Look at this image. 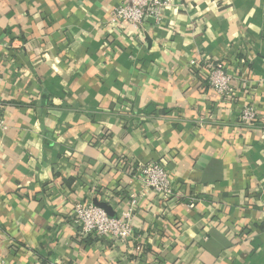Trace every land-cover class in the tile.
<instances>
[{"label": "crops", "instance_id": "0c3cea01", "mask_svg": "<svg viewBox=\"0 0 264 264\" xmlns=\"http://www.w3.org/2000/svg\"><path fill=\"white\" fill-rule=\"evenodd\" d=\"M121 1L0 0V264H264V0H168L141 29L107 24ZM153 160L173 196L143 192ZM131 193V239L77 234L75 203Z\"/></svg>", "mask_w": 264, "mask_h": 264}, {"label": "built area", "instance_id": "2783aa9c", "mask_svg": "<svg viewBox=\"0 0 264 264\" xmlns=\"http://www.w3.org/2000/svg\"><path fill=\"white\" fill-rule=\"evenodd\" d=\"M168 4V0H122L112 10L107 24L141 29L148 17L153 16L155 19H159L161 10ZM191 63L195 67V72L210 87L221 94L231 90V76L224 70V66L208 63L199 66L198 62L192 61ZM255 117V108L246 106L239 113V122L242 125L250 126L255 121ZM135 170L140 176L144 193L153 192L163 199L173 196L174 184L165 163L158 160L136 163ZM136 203L137 196L131 193L126 208L118 216L111 217L102 208L90 202L80 201L73 206L70 217L79 236L92 235L97 238L108 239L112 243H123L133 237L131 217ZM193 206L194 202L192 201L189 207Z\"/></svg>", "mask_w": 264, "mask_h": 264}]
</instances>
